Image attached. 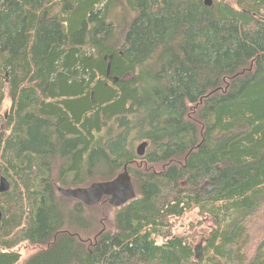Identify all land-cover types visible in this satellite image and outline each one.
<instances>
[{"label": "trees", "instance_id": "1", "mask_svg": "<svg viewBox=\"0 0 264 264\" xmlns=\"http://www.w3.org/2000/svg\"><path fill=\"white\" fill-rule=\"evenodd\" d=\"M212 2L0 0V264H264V0ZM126 165L137 197L84 240L57 189Z\"/></svg>", "mask_w": 264, "mask_h": 264}, {"label": "rangeland", "instance_id": "2", "mask_svg": "<svg viewBox=\"0 0 264 264\" xmlns=\"http://www.w3.org/2000/svg\"><path fill=\"white\" fill-rule=\"evenodd\" d=\"M9 108L10 99L7 98L3 104V113H6ZM141 143L142 142L136 143V149ZM61 198L63 199L67 209L73 208L76 203L79 202L77 200L68 199L65 197ZM83 207L86 210V217L88 221L93 225V230L83 232L80 235L81 238L90 241V239L92 240L95 235L102 230H115L114 218L118 208H115L107 198H104L100 204L95 206L87 207L83 205ZM171 223L173 226L172 235L187 241L194 250L196 247L201 248L202 250L215 227V222L211 218L202 217L198 210L187 213L181 218H172ZM39 249L40 248L37 246H32L28 243H22L16 248V250L21 254V261L19 264H24L25 261L37 253Z\"/></svg>", "mask_w": 264, "mask_h": 264}, {"label": "water", "instance_id": "3", "mask_svg": "<svg viewBox=\"0 0 264 264\" xmlns=\"http://www.w3.org/2000/svg\"><path fill=\"white\" fill-rule=\"evenodd\" d=\"M212 4V0H205V5L207 7H211ZM147 147V142H143L138 146L137 154L139 157H143L145 155ZM127 167L128 165H126L123 169V172L113 180L106 182H95L87 187L69 189L59 187L57 192L59 196L77 200L87 207L100 204L104 198H107L115 208H120L137 197L136 189ZM9 190L10 183L6 178L2 177L0 179V194L6 193ZM2 216L3 214L0 210V221ZM194 251L197 258H201V248L196 247Z\"/></svg>", "mask_w": 264, "mask_h": 264}]
</instances>
